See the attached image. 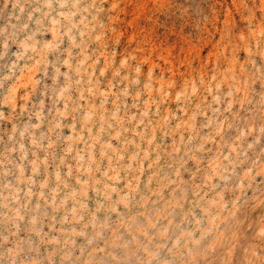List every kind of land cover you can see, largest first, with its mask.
<instances>
[{
	"label": "rangeland",
	"instance_id": "374dc122",
	"mask_svg": "<svg viewBox=\"0 0 264 264\" xmlns=\"http://www.w3.org/2000/svg\"><path fill=\"white\" fill-rule=\"evenodd\" d=\"M0 264H264V0H0Z\"/></svg>",
	"mask_w": 264,
	"mask_h": 264
}]
</instances>
